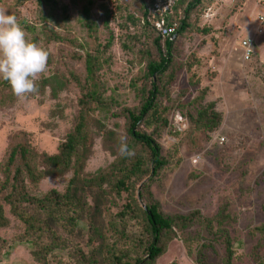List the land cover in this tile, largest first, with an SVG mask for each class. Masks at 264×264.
<instances>
[{"label":"rangeland","instance_id":"1","mask_svg":"<svg viewBox=\"0 0 264 264\" xmlns=\"http://www.w3.org/2000/svg\"><path fill=\"white\" fill-rule=\"evenodd\" d=\"M187 1L172 9L177 28ZM55 2L51 9L38 0H0L26 38L50 53L38 92L18 98L0 78V264H133L145 256L141 210L149 202L166 217L194 213L186 227L173 226L153 264H226V246L227 264H264V26L252 37L249 60L240 46L264 9L256 0H199L189 10L171 46L173 80L158 106L167 125L139 126L166 160L148 180L147 153L130 139L121 113L141 104L146 61L156 60L157 35L137 22L141 1ZM85 53L99 62L92 80ZM89 88L95 101L87 100ZM208 104L218 115L213 130L206 116L198 117ZM175 112L183 119L177 132L170 123ZM81 114L88 141L80 177L97 183L80 193L83 206L64 207L47 230L27 229L3 200L2 163L10 145L20 141L36 154L56 153ZM135 156L141 166L118 189L116 178ZM71 175L47 176L26 188L37 197L61 194Z\"/></svg>","mask_w":264,"mask_h":264},{"label":"trees","instance_id":"2","mask_svg":"<svg viewBox=\"0 0 264 264\" xmlns=\"http://www.w3.org/2000/svg\"><path fill=\"white\" fill-rule=\"evenodd\" d=\"M72 2L74 0H71ZM141 13L137 22L143 26L150 27L156 33L157 37L152 40L156 53V60H147L145 66V84L141 90L143 92L141 104L137 109L124 108L121 113L127 122V133L133 142L139 143L147 153L146 159L150 165L149 178L153 176L166 164V160L160 154L158 143L152 138L151 134H146L139 130V126L151 127L160 123L161 127L167 125L164 117L159 115L158 106L161 97L167 95L168 84L172 82L174 73L171 70L172 54L171 46L176 35H180L186 25V18L191 8L195 7L199 0H188L183 9L184 17L180 20V25L174 33V37H161L153 27V13L151 12L152 0H140ZM40 4L47 5L54 9L57 7L55 0H38ZM175 5L173 6V9ZM87 8H84L87 13ZM172 22V18L168 19ZM134 23V22H132ZM159 40L162 41L160 44ZM97 56L91 53L84 54V69L86 78L92 80L95 72L99 68ZM170 69L166 79L163 78L164 72ZM46 79L41 80L45 85ZM93 87V86H92ZM88 101H95L97 96L93 88L86 91ZM198 117H205V121L210 120L208 129L217 125L218 115L212 110V104H208L198 112ZM84 116L79 115L77 125L72 132L66 135L65 139L59 144L57 152L53 154H36L25 143L13 141L10 145L5 160L2 163V172L6 183V192L3 196L4 202L9 206L12 215L16 216L26 228L40 231L47 230L49 222H54L59 212L64 207L83 206V197L80 193H86L91 186L97 183L98 178L80 177V162L84 157L85 146L88 141L87 131L84 126ZM215 129V128H214ZM174 132L177 129L174 128ZM142 158L133 157L129 168L121 169V174L116 178L115 184L118 189H125L124 180L128 173L134 174L141 166ZM71 170L72 175L69 178L63 193L55 190H49L41 197L32 195L26 188V185L36 184L40 179L47 176L61 175ZM32 206L34 216L28 212V207ZM97 210V207L93 208ZM143 221L147 226V244L145 246V256L136 257L133 264H153L155 259L162 253L166 240L170 237L169 232L176 228H184L192 221L194 213L187 216H163L157 209L155 203H146L141 210ZM43 215L44 221H41L39 215ZM59 219V218H58ZM37 220L41 224L34 226L33 221ZM49 230V228H48ZM50 236L54 238L53 235ZM229 248L226 246L225 263H228ZM116 258V257H115ZM117 260V258L115 259ZM119 261V260H118Z\"/></svg>","mask_w":264,"mask_h":264},{"label":"clouds","instance_id":"3","mask_svg":"<svg viewBox=\"0 0 264 264\" xmlns=\"http://www.w3.org/2000/svg\"><path fill=\"white\" fill-rule=\"evenodd\" d=\"M49 55L26 38L15 15L0 8V78L9 83L16 97L38 92L37 81L48 70Z\"/></svg>","mask_w":264,"mask_h":264},{"label":"built area","instance_id":"4","mask_svg":"<svg viewBox=\"0 0 264 264\" xmlns=\"http://www.w3.org/2000/svg\"><path fill=\"white\" fill-rule=\"evenodd\" d=\"M177 0H152L151 12L153 13V27L157 34L163 38L172 37L176 31V23L169 22L173 6ZM256 4L264 9V0H256ZM257 25L255 33L261 32L264 26V13L256 16ZM253 39L251 37H244L240 40L242 59L247 61L252 55ZM171 125L177 130L183 124V119L178 112L172 114ZM223 141V138H219Z\"/></svg>","mask_w":264,"mask_h":264},{"label":"crops","instance_id":"5","mask_svg":"<svg viewBox=\"0 0 264 264\" xmlns=\"http://www.w3.org/2000/svg\"><path fill=\"white\" fill-rule=\"evenodd\" d=\"M255 34H256V33H253V34H252V36H249V37H251V38H252V37H253Z\"/></svg>","mask_w":264,"mask_h":264},{"label":"water","instance_id":"6","mask_svg":"<svg viewBox=\"0 0 264 264\" xmlns=\"http://www.w3.org/2000/svg\"><path fill=\"white\" fill-rule=\"evenodd\" d=\"M174 36H172L171 38H173Z\"/></svg>","mask_w":264,"mask_h":264}]
</instances>
